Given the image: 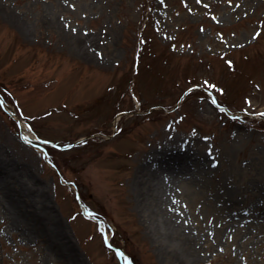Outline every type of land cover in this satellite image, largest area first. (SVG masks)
I'll list each match as a JSON object with an SVG mask.
<instances>
[{
    "label": "rangeland",
    "instance_id": "obj_1",
    "mask_svg": "<svg viewBox=\"0 0 264 264\" xmlns=\"http://www.w3.org/2000/svg\"><path fill=\"white\" fill-rule=\"evenodd\" d=\"M0 98V167L42 193L78 264H264V0H0ZM176 146L201 161L149 163ZM28 195L0 187V264H69L14 225Z\"/></svg>",
    "mask_w": 264,
    "mask_h": 264
},
{
    "label": "bare ground",
    "instance_id": "obj_2",
    "mask_svg": "<svg viewBox=\"0 0 264 264\" xmlns=\"http://www.w3.org/2000/svg\"><path fill=\"white\" fill-rule=\"evenodd\" d=\"M176 147L175 150H171L170 152L162 150L158 155H151L153 157H149V163L156 162V165L172 169L182 163L198 162V160L201 161V158L196 157L193 152L190 153L186 150H182L179 146ZM8 170L6 167H0V187L3 189L5 196L9 198V201L14 204V206L11 205L18 209H21L22 206L26 208L31 202L29 201L30 199H26L28 194L31 196V200H35L34 208L28 211V213H23L21 218L16 221L14 225L19 227L20 233L27 239H34L41 235L45 236L51 249L67 258L69 264H78L75 255L70 252L69 245L60 231L58 222L55 219H52L51 229L40 224L43 223L42 221L49 219L47 206L44 202L42 193L37 190L34 191V189L32 191V187L21 181V176L23 175L21 171ZM154 173L155 170L151 169L148 176L145 177L144 183L146 185L145 190L147 191H149L150 186H152V182L155 178ZM149 193H146V195L142 197L143 203L141 204L144 207H148L152 216L159 217L162 220V223H165V225L168 226L170 229L168 231L169 236L177 239L179 242L178 256L181 261L185 260L182 259V256L185 255L186 257H189L190 262H192L198 257V251L196 249L197 240L189 235V233H185L182 228L183 226L178 225V229L174 227L177 225V219L179 220L177 216L172 215V204L174 203V199L169 196H164L163 193L159 195V192L152 191Z\"/></svg>",
    "mask_w": 264,
    "mask_h": 264
},
{
    "label": "snow or ice",
    "instance_id": "obj_3",
    "mask_svg": "<svg viewBox=\"0 0 264 264\" xmlns=\"http://www.w3.org/2000/svg\"><path fill=\"white\" fill-rule=\"evenodd\" d=\"M228 2L231 4L232 3V0H228ZM212 19L213 20H216L217 18L213 15L212 16ZM203 30V29H202ZM254 35H259V33H254ZM228 64L229 66H231L233 64V61L229 60L228 61ZM204 83L209 87V88H213L215 89L217 87V85H214V84H210L209 81H204ZM188 91H191V89H188ZM221 92H223L224 90L223 89H220ZM214 104L216 103V100L213 99L212 101ZM249 103H251V101H249ZM259 115H262L264 116V112L262 113H259ZM23 139H27L26 137H22ZM28 143H31V141H28ZM45 143H52V141H46ZM57 147H60V145H57ZM218 163V161H217ZM105 240V243H107V237L104 238ZM109 247H111V245H109ZM116 253L121 256V257H124V254L119 250V249H116ZM125 264H128L127 262V259L125 258Z\"/></svg>",
    "mask_w": 264,
    "mask_h": 264
},
{
    "label": "water",
    "instance_id": "obj_4",
    "mask_svg": "<svg viewBox=\"0 0 264 264\" xmlns=\"http://www.w3.org/2000/svg\"><path fill=\"white\" fill-rule=\"evenodd\" d=\"M0 103H3V101L1 100V98H0Z\"/></svg>",
    "mask_w": 264,
    "mask_h": 264
}]
</instances>
